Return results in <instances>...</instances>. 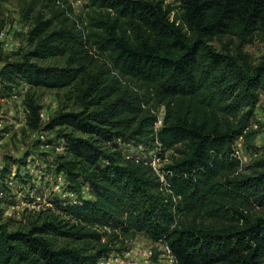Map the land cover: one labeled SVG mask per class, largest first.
Instances as JSON below:
<instances>
[{
  "label": "trees",
  "instance_id": "1",
  "mask_svg": "<svg viewBox=\"0 0 264 264\" xmlns=\"http://www.w3.org/2000/svg\"><path fill=\"white\" fill-rule=\"evenodd\" d=\"M19 14L26 45L0 46V98L26 86L25 126L53 134L76 201L55 196L9 223L5 168L0 264H99L137 233L167 240L179 264H264V151L245 167L234 154L257 133L264 56L243 47L264 43V0H86L80 13L67 0H20ZM40 91L62 100L45 122ZM124 142L141 154L125 158ZM151 151L171 152L168 188Z\"/></svg>",
  "mask_w": 264,
  "mask_h": 264
},
{
  "label": "rangeland",
  "instance_id": "2",
  "mask_svg": "<svg viewBox=\"0 0 264 264\" xmlns=\"http://www.w3.org/2000/svg\"><path fill=\"white\" fill-rule=\"evenodd\" d=\"M19 1L0 0L1 9L7 19V24L2 28L5 33L4 38L8 39L10 47L13 48L5 50L4 53L6 54L26 45L21 34L26 32L27 27L20 21ZM212 44L219 50L223 42L214 40ZM243 49L256 62L264 56V43L260 41L246 44ZM25 91L26 86L21 85L16 87L10 96L0 98V175L5 168L6 171L10 169L9 175L4 179L5 182L11 180L12 183L9 185L10 191L3 195L5 201L1 206L4 209V219L12 224L16 221L25 222L27 220L24 210H27L28 213L31 210L37 211L43 207H49L48 199L55 196L59 197L52 188V180L49 174L54 153L60 151V148L56 147L57 141L54 140L52 133L43 131V139H41L37 133L30 132L25 126L26 111L23 105ZM38 93L39 103L42 107L41 118L45 122L48 117L61 108L62 100L53 91H40ZM254 124L256 125L254 129H257L253 143L254 148L246 150L242 146L243 154L249 153L252 155V153L259 154L264 151V93L256 107L255 117L251 125ZM49 138L53 139L52 143L48 142ZM134 152H137V150L131 148L130 154ZM138 153L141 154V152ZM170 155V151L166 152L160 163L162 165L167 164ZM249 163L243 164V167ZM22 179H27L29 182L25 183ZM1 185L0 182V189L2 188ZM29 199H34L35 203H29ZM143 237V234L137 233L135 236L127 238L120 250L130 240Z\"/></svg>",
  "mask_w": 264,
  "mask_h": 264
},
{
  "label": "built area",
  "instance_id": "3",
  "mask_svg": "<svg viewBox=\"0 0 264 264\" xmlns=\"http://www.w3.org/2000/svg\"><path fill=\"white\" fill-rule=\"evenodd\" d=\"M72 8L74 13H80L83 11L84 4L86 0H67ZM164 3L171 2L170 0H163ZM173 1V0H172ZM5 33L4 30H0V46L5 50L13 49L10 47L8 39L4 38ZM1 66V63H0ZM264 92H260L259 96L262 97ZM152 113L155 115V122H154V130L157 131L163 124L164 119V106L159 105L153 108ZM253 128H256V125H253ZM264 128V127H263ZM34 133L38 134L41 139H43V131H35ZM122 150L125 158L131 157L133 153L130 154V149L135 148L131 142H124L121 144ZM242 139L239 138L235 141L234 144V154L235 157L239 159L241 166L243 164L250 162L254 157L257 156L256 153L251 154H243L241 147H242ZM60 148L61 147H57ZM141 146L137 149L138 152H142ZM135 153V152H134ZM146 158V163H148L156 175L159 177V180L163 183V185L168 188V184L165 179L163 166L160 162L161 159L157 156V154L153 153V151L149 152L147 156L143 155ZM50 179L52 180V188L57 193L60 198H69L71 202L76 201V195L66 191L65 186L67 184L66 177L63 172L57 171L55 169V165L51 164V172L49 174ZM6 183L8 186L11 183V180H7ZM1 194V193H0ZM35 203V201H33ZM99 264H179L174 252L165 239H158V240H151L146 237L141 239H132L128 242V244L123 247L120 251H113L107 256H104L99 261Z\"/></svg>",
  "mask_w": 264,
  "mask_h": 264
}]
</instances>
